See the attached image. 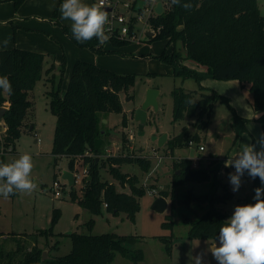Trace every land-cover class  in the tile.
<instances>
[{
	"label": "rangeland",
	"instance_id": "374dc122",
	"mask_svg": "<svg viewBox=\"0 0 264 264\" xmlns=\"http://www.w3.org/2000/svg\"><path fill=\"white\" fill-rule=\"evenodd\" d=\"M84 2L98 4V0ZM62 3L61 0H26L17 7L12 0H0V47H5L4 41L8 39L9 43L5 48L19 47V44H22L30 47V50L40 49L45 54L43 78L37 82L33 92L35 100L33 125H30L16 142V152L0 154V162L3 163L12 162L23 153L31 154L34 163L31 177L38 186L31 194L17 192L8 198L0 195V233H4L0 236V244L4 246L5 254L16 250L20 243L28 248L37 243L43 250H49L48 256H62L72 250L73 241L70 235L72 232L116 233L140 236L139 241L129 246L142 249L145 257L139 263H134L118 254L114 264H193L191 257L204 252L207 248L206 241L210 243L215 239L189 237L191 226L185 218H199L208 204L201 205L192 201L188 205L185 200L190 191L197 194H223L224 183L228 184L232 191L228 174L235 169L225 167L223 160L233 149L234 144L237 143L235 147L240 145L242 150L245 144L255 143V138L264 133L263 120H260L258 115L246 120L234 119L229 106L220 101L215 103L206 128L196 129L194 124L198 122L194 118L184 117L175 120L173 89L175 87L196 89L199 81L193 77L176 76L174 66L162 60L160 57L162 52L165 50L171 54L173 45H168L165 39L149 40L150 36L146 32L148 28L139 24L137 37L128 43L121 46H114L110 41L105 43V48L111 51L99 53L88 47H81L69 34L72 22L61 19L59 8ZM148 5L149 0H137V6L141 7L145 14ZM258 6L264 15V0H258ZM123 8L124 6L120 5L118 10ZM66 27L69 32L66 31ZM113 35L111 34V37ZM178 48L183 51L180 43ZM78 59L119 73L136 75L134 86L120 93L123 112H110L104 115L103 119H106L107 123H103L102 127L107 132L106 141L104 151L98 155V160L102 161L108 156L119 154H132L151 161L147 171L137 163L120 165L123 172L131 176L137 175L139 183L147 190L140 198L141 208L135 222L125 212L114 214L103 207L100 214H95L73 201L72 188L76 190L78 196L83 195L85 183L82 178H79L73 187L69 184L64 186L60 197L54 196L53 183L55 180L63 179L64 171L69 170L70 158L52 153L57 117L50 108L52 99L50 91L61 86V95H64L74 63ZM53 63L54 82L47 80V76L52 75L47 70ZM184 64L190 69L206 72L204 76L210 77V80H220L210 75L205 66L192 59L186 58ZM150 88L160 91L159 109L156 110L154 107L148 109L144 134H140L138 122L135 120V110L143 104ZM124 114L127 116L126 125L123 124ZM183 129L197 131L199 140H195V145L178 147L174 153L169 154L168 141L180 134ZM165 133L168 134V139L159 146L158 140L154 137H160ZM123 136L128 137V140L124 141ZM201 144L205 150H199ZM200 155L203 156L201 159ZM229 157L230 160L234 158L232 154ZM182 158L192 159L195 167L211 166L209 160H214L215 164L212 166L218 169L216 177L207 182H189L174 186L175 173L180 172L176 169L175 162ZM76 168L79 174L83 175L88 166L80 159ZM109 168V163L101 167L102 178L114 183L117 190L130 192V187L122 186L109 172ZM241 179L239 190L232 191V197L218 204V207L228 214V218L233 214L235 206L252 203L253 179L247 173ZM153 189L156 193H150ZM162 191L168 193V207L164 212H159L154 210L152 205ZM56 209L59 210V218L53 226V233L41 235L39 231L52 227ZM168 216H171L173 228L163 226L164 222L169 221ZM91 220L93 222L89 223ZM171 235L173 249L169 255L158 237ZM55 245L57 247L51 250ZM203 264H217V261L211 253H207Z\"/></svg>",
	"mask_w": 264,
	"mask_h": 264
},
{
	"label": "trees",
	"instance_id": "16d2710c",
	"mask_svg": "<svg viewBox=\"0 0 264 264\" xmlns=\"http://www.w3.org/2000/svg\"><path fill=\"white\" fill-rule=\"evenodd\" d=\"M19 7L26 0H12ZM63 1V0H61ZM185 0H182V3ZM193 8L185 11L183 7L172 5L168 1L165 11L151 19L157 33L149 40L165 39L173 45V52L165 50L160 57L174 66V74L184 78L193 77L199 81L198 89L175 87L173 95V115L175 120L190 117L198 122L196 129L206 128L214 111V105L220 101L226 103L233 112V118L240 117L235 112L229 100L218 92L201 85V75L198 71L188 68L184 61L192 59L205 66L207 72L216 79H237L243 87H249L252 93L254 110L264 109V15L261 14L258 0H191ZM66 31L68 28L66 27ZM133 33V27L130 31ZM73 41L81 47H88L96 52L111 51L105 44L98 46L93 39L86 43H78L69 33ZM114 46H121L130 39L112 36L109 40ZM181 44L183 51L178 48ZM45 54L24 48L14 47L0 50V76L7 75L13 92L11 95L0 89V105L9 101L3 121L8 125L7 145H13L16 152V142L23 132L33 125L35 100L34 88L43 78ZM54 65L48 68L52 72ZM54 82L55 76L49 78ZM136 82L134 73H119L109 68L98 66L92 62L78 59L64 95L61 86L50 91L52 99L50 108L56 115V127L53 138L52 153L56 156L70 158L69 170L73 171L78 159L88 166V176L84 181L83 195L80 197L74 188L71 190L73 201L100 214L105 207L108 212L119 214L125 212L136 221V215L141 208L140 198L147 192L139 183L137 175L131 176L120 169L124 163H137L147 171L151 161L132 154L111 155L106 160H98V155L104 151L105 132L103 118L106 113L123 112L120 93L128 91ZM207 116V119L205 117ZM127 116H123L126 125ZM34 129V126L32 130ZM264 129V119H263ZM124 141L128 137H124ZM190 140H199L197 131L190 129L182 132L168 141L169 154L176 148L184 147ZM202 156L200 155L201 159ZM208 166L195 167L193 160L182 158L175 162L176 172L174 186L189 182H207L216 177L217 168L210 159ZM110 164L109 172L122 186L128 185L130 192L119 191L114 183L104 180L101 167ZM224 193L197 194L190 191L185 200L188 205L195 201L201 205L208 204L203 214L197 218H185L190 224L191 238H218L222 223L228 219V214L218 207L232 197L229 185L224 183ZM262 187L259 178L253 179L252 203L254 189ZM161 195L168 197L166 191ZM59 210L54 211L53 224L49 229L39 231L41 235L53 233V226L58 221ZM164 222L165 228H173L171 216ZM93 220L89 221L92 223ZM4 233H0V236ZM73 241L72 250L62 256L49 255L43 259V249L35 243L31 248L18 244L16 250L7 254L0 244V264H114L116 256L139 263L145 257L142 249L133 248L141 238L135 235H119L116 233L85 234L70 233ZM169 255L173 249V235L158 237ZM20 240H18V243ZM57 245L51 247V250ZM7 259V260H6Z\"/></svg>",
	"mask_w": 264,
	"mask_h": 264
},
{
	"label": "clouds",
	"instance_id": "9594fccd",
	"mask_svg": "<svg viewBox=\"0 0 264 264\" xmlns=\"http://www.w3.org/2000/svg\"><path fill=\"white\" fill-rule=\"evenodd\" d=\"M171 4L181 6L185 11L193 8L191 0L183 3L182 0H171ZM59 11L61 19L72 22L71 33L78 43L96 39L98 46H102L110 40L112 28L106 0H100V4L63 0ZM8 43L6 39L4 46ZM0 89L12 94L7 75L0 76ZM33 167L29 153L21 154L10 163L0 162V195L8 198L17 192L31 194L35 191L38 186L31 177ZM225 167L235 169L228 174L233 192L241 187L245 173L252 179L258 177L262 187L254 189L255 203L235 206L231 217L222 223L218 238L210 243L206 241L207 248L192 256V262L203 264L204 256L211 253L217 264H264V133L255 138V143L245 144L233 159L225 162Z\"/></svg>",
	"mask_w": 264,
	"mask_h": 264
},
{
	"label": "built area",
	"instance_id": "2783aa9c",
	"mask_svg": "<svg viewBox=\"0 0 264 264\" xmlns=\"http://www.w3.org/2000/svg\"><path fill=\"white\" fill-rule=\"evenodd\" d=\"M158 1H162L164 4V11L166 5L169 0H149V5L146 7L147 14L144 13V10L141 7L137 6V0H106V7H111V10L108 11L109 19L111 21V34L116 35L118 38H127V39H135L137 37V33L139 30V24H142L145 28H148L146 31L147 34L149 31H152L153 34L157 33V30L153 27L151 23V19L158 15L155 10ZM98 4H100V0H98ZM123 5V10H118V7ZM163 11V12H164ZM133 27V33H130ZM145 30V29H144ZM113 35V36H114ZM9 101H5L1 107H8ZM8 133V125L3 119H0V154L12 153L14 151L13 145H7L6 136ZM132 137V135H131ZM129 137V138H131ZM190 146L195 145L194 140H190L188 142ZM204 145H199V150H204ZM230 160V158L226 157L223 160V163ZM80 159H78L75 163V168L72 171L75 178V184L78 182L79 178H82L83 182L85 178L88 176V168H86L83 175L79 174L78 169L76 168L77 164H79ZM68 182L64 179L55 180L53 183V191L55 197H60L63 193L64 186H66ZM150 193H156V190L153 189Z\"/></svg>",
	"mask_w": 264,
	"mask_h": 264
},
{
	"label": "crops",
	"instance_id": "0c3cea01",
	"mask_svg": "<svg viewBox=\"0 0 264 264\" xmlns=\"http://www.w3.org/2000/svg\"><path fill=\"white\" fill-rule=\"evenodd\" d=\"M19 48H24V49L30 50L29 49L30 47L22 45V44H19ZM1 49H8V48L0 47V50ZM32 51H36V52L40 51L41 53L43 52L40 49H34ZM52 65H54V68H55V64L54 63L49 65V67L52 66ZM198 72L200 73L201 79H202L201 85L203 87L209 89V90H213L215 92H218L221 95L225 96L227 99H229L230 100L229 101L230 104L233 106L235 112L238 114V116L240 118H243V119L246 120V119L255 118L258 115L259 119L263 120L264 109L263 110H259V111L254 110V108L252 106V93H251L249 87H243L241 82L239 80H237V79H229V80H226V81H224V80H222V81H220V80H210V77L204 76V74L206 72H204V71H202V72L198 71ZM51 73L53 75V71ZM51 76L48 75L47 76L48 77L47 80ZM205 80H207V81H205ZM222 83H227V84L224 85ZM198 88H199V86H198ZM198 88H196V89H198ZM237 140L235 141V143L237 142ZM236 144L233 145V149L230 150L227 153L226 157L230 158L229 157L230 154H232V156L235 157L237 155V153L239 151H241L240 145H237V147H235Z\"/></svg>",
	"mask_w": 264,
	"mask_h": 264
},
{
	"label": "water",
	"instance_id": "95a60500",
	"mask_svg": "<svg viewBox=\"0 0 264 264\" xmlns=\"http://www.w3.org/2000/svg\"><path fill=\"white\" fill-rule=\"evenodd\" d=\"M107 11L111 10V7H106ZM155 10L158 14L163 13L164 11V4L162 1H158L157 5L155 7ZM153 34L152 31L148 32V35L151 36ZM160 94V91L156 88H150L148 90L147 96L145 98V101L143 104L135 110V120L138 122V129L140 134H144V127L148 119V109L150 107H154L156 110L159 109V102H158V96ZM6 107L0 108V119L3 118ZM103 123H107L106 119H103ZM158 140L159 146H162L165 141L168 139V134H162L160 137H154ZM179 173V172H178ZM62 178L66 180L70 187H73L75 185V178L74 174L71 170L64 171ZM153 209L159 212H164L168 207V199L163 196L159 195L156 197V199L153 202L152 205ZM48 249L43 251V259H46L48 257Z\"/></svg>",
	"mask_w": 264,
	"mask_h": 264
}]
</instances>
